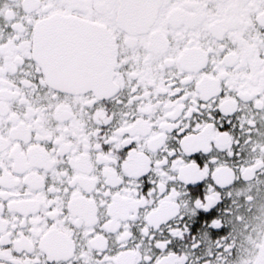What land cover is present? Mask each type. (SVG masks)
I'll list each match as a JSON object with an SVG mask.
<instances>
[{
	"label": "snow or ice",
	"instance_id": "obj_1",
	"mask_svg": "<svg viewBox=\"0 0 264 264\" xmlns=\"http://www.w3.org/2000/svg\"><path fill=\"white\" fill-rule=\"evenodd\" d=\"M261 125L264 0H0V264H264Z\"/></svg>",
	"mask_w": 264,
	"mask_h": 264
},
{
	"label": "flooded vegetation",
	"instance_id": "obj_2",
	"mask_svg": "<svg viewBox=\"0 0 264 264\" xmlns=\"http://www.w3.org/2000/svg\"><path fill=\"white\" fill-rule=\"evenodd\" d=\"M259 132L261 135L256 139L264 141V125L260 126ZM232 179L231 172L226 171L221 176L224 183H231ZM224 195L230 196L232 201L231 236L238 250H246L257 238H264V173L258 174L255 179L249 178L247 182L237 183ZM248 197L252 198L251 203H248ZM236 215L241 217L238 223L234 220Z\"/></svg>",
	"mask_w": 264,
	"mask_h": 264
}]
</instances>
